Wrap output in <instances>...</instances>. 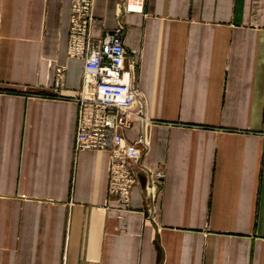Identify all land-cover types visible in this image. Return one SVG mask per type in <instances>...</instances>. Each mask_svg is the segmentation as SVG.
<instances>
[{
    "label": "crops",
    "instance_id": "0c3cea01",
    "mask_svg": "<svg viewBox=\"0 0 264 264\" xmlns=\"http://www.w3.org/2000/svg\"><path fill=\"white\" fill-rule=\"evenodd\" d=\"M71 5L0 0V264H264V0H146L121 15L144 162L164 173L148 198L140 172L129 209L109 195V153L75 150ZM121 5L94 0L95 36Z\"/></svg>",
    "mask_w": 264,
    "mask_h": 264
},
{
    "label": "built area",
    "instance_id": "2783aa9c",
    "mask_svg": "<svg viewBox=\"0 0 264 264\" xmlns=\"http://www.w3.org/2000/svg\"><path fill=\"white\" fill-rule=\"evenodd\" d=\"M146 0H122L116 26L95 36L92 32L94 0H72L67 55L81 59L84 72L81 86L73 96L78 105L75 150H103L109 153L108 192L130 208L131 193L140 172L148 176V198L154 197L163 182V171L155 173L145 164L149 148L146 125L149 122L138 85V59L131 56L123 37L126 25L121 15L142 12ZM138 56V51H133ZM67 67L57 65L53 94L63 95ZM140 123L136 139L125 131Z\"/></svg>",
    "mask_w": 264,
    "mask_h": 264
}]
</instances>
